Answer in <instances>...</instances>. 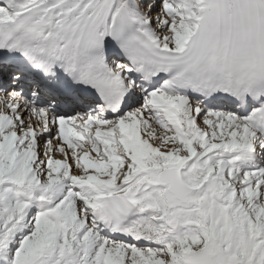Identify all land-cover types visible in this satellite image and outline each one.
<instances>
[{"label":"snow or ice","instance_id":"6c2138e0","mask_svg":"<svg viewBox=\"0 0 264 264\" xmlns=\"http://www.w3.org/2000/svg\"><path fill=\"white\" fill-rule=\"evenodd\" d=\"M0 264H264V0H0Z\"/></svg>","mask_w":264,"mask_h":264}]
</instances>
